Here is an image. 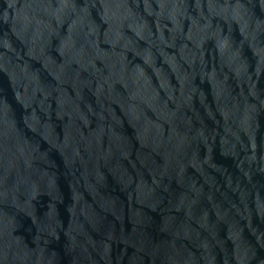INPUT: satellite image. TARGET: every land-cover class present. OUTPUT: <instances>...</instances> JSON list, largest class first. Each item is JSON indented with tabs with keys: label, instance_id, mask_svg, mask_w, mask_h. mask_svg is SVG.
I'll return each mask as SVG.
<instances>
[{
	"label": "water",
	"instance_id": "1",
	"mask_svg": "<svg viewBox=\"0 0 264 264\" xmlns=\"http://www.w3.org/2000/svg\"><path fill=\"white\" fill-rule=\"evenodd\" d=\"M0 264H264V0H0Z\"/></svg>",
	"mask_w": 264,
	"mask_h": 264
}]
</instances>
